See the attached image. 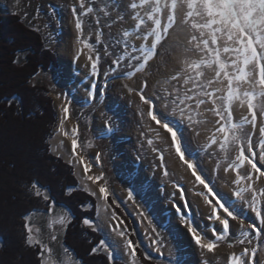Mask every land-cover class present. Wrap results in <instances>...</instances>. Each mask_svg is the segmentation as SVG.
<instances>
[{
  "label": "rangeland",
  "instance_id": "obj_1",
  "mask_svg": "<svg viewBox=\"0 0 264 264\" xmlns=\"http://www.w3.org/2000/svg\"><path fill=\"white\" fill-rule=\"evenodd\" d=\"M133 2L139 3L129 0L127 4L128 11L134 16L135 10L130 8ZM73 7L76 8V13H73ZM87 7H92L93 12L86 14ZM122 8L121 0H85V8L72 0H0V11L19 14L27 26L41 33L46 47L56 54L57 68L42 70L32 80L33 83L45 84L50 88L57 111L58 120L50 139L51 152L74 166L80 189L96 193L94 196L98 205L94 225L96 231L104 236L103 240L109 245V251L117 249L114 259L119 258L117 260L126 264H130L129 260L139 262L137 257L127 255L128 251L124 250V243L127 241L125 222L113 211L108 201L99 198V192L86 179L84 167L82 169L77 166L79 158L83 166H89L88 172L102 177L98 181L99 187L105 184L111 186L116 205L133 223L142 244L155 254L166 255L172 264H215L217 257L222 258L220 264H231L232 254L240 256L245 248L250 249L257 244L260 248L255 258L256 264H264V257L261 256L264 234L261 237H250L252 243L246 242L244 245L237 239L241 236V230H248L250 224L264 228V225L256 221L257 217L249 206L251 196L255 193L257 207L264 214V196L260 195V191L264 190V177H259V173H254L250 164L244 163L238 169L240 175L251 174L254 179L242 181L240 185L234 182L237 170L229 169L228 165L235 162L238 149L230 140L227 154L221 151L220 144L224 143L226 135L229 138L230 132L222 134L217 131L223 124L218 123L219 117L207 111L210 105H202L199 114L193 111V121H189L187 117L181 119L172 113L169 102L172 97L169 94L176 82L171 77L183 71L185 60L200 58L196 50H189V26L186 25L184 31L170 30L169 36L158 46L156 56L145 70L129 76L128 73L135 71L129 64H137L132 57L140 55L139 36L135 28L137 21L126 15ZM184 11H187L186 5ZM77 13L83 23L82 33L63 22L64 16L75 19ZM140 15L143 17L144 12L141 11ZM197 21L199 22V18ZM129 26L135 29L134 32H131ZM75 30L78 34H75ZM125 31L131 35L125 37ZM78 36L93 45L89 49L91 56L94 61L97 56L100 57L97 69L104 76L89 99L68 79L59 57L62 42L73 39L78 42ZM118 59L119 67L116 64ZM213 77L212 70H205V79ZM145 82L146 87L143 86ZM141 93L151 102L144 103ZM111 97L114 99L108 103ZM255 103H259V99ZM236 104L239 102L234 101L231 106L233 122L243 125L238 134L245 139V134L254 133L251 135V143L256 155H252L247 149L245 154L264 170V159H261L264 151L259 147L260 140L264 139L259 131L262 126L259 109L257 123L251 128L235 120L233 107ZM61 106L68 108L66 115L72 125L71 136L77 141L75 154L64 139L65 131L60 130V122L63 121ZM150 111L159 114L158 119L162 123L167 122L178 129L181 150H186L185 158L191 162L195 160L197 175L208 183L212 192L204 188L192 175V170L180 160L175 144L171 141V133L162 124L151 119L148 114ZM74 129L77 131L74 132ZM101 138L106 140L96 141ZM213 138L217 139L216 144L211 143ZM188 172L192 179L188 178ZM249 187L254 192H243V200L236 197L237 190ZM217 197H222L227 202L238 219L229 218L230 233L213 253H209L196 244L188 228L196 227L204 236L203 242L214 239L208 232L212 229L209 217L213 207L208 200L215 204ZM104 204H107L106 213L101 210V205ZM51 206L50 211H35L28 215V224L34 229V236L52 249L53 264H81L64 247L63 237L71 214L65 207L55 204ZM62 217H66L68 221L64 225L59 223ZM121 231L124 236L117 235ZM53 236L56 238L52 239ZM242 258L245 264H253L247 257Z\"/></svg>",
  "mask_w": 264,
  "mask_h": 264
},
{
  "label": "snow or ice",
  "instance_id": "obj_2",
  "mask_svg": "<svg viewBox=\"0 0 264 264\" xmlns=\"http://www.w3.org/2000/svg\"><path fill=\"white\" fill-rule=\"evenodd\" d=\"M80 7L85 8V0H79ZM122 10L126 15L132 16V19L137 21L135 28L138 30L139 40L148 41L143 47L138 46L139 56H134L132 59L137 61L136 65L129 64V67H134L135 71L128 73L129 76H134L145 70L149 62L154 59L157 54L159 45L169 36L170 30L179 29L184 31L185 26H189L190 38L187 44L191 46L189 50H196L200 54V58L196 60H185V68L182 72H178L171 79L176 82L173 86V91L169 95L172 97L169 101L172 105V113L178 115L181 119L187 117L189 121H193L191 113L193 111L199 114L202 105H210L207 111L214 113L219 117L218 123L223 126L217 128L221 133L230 132L231 143L235 145L238 152L235 156V162L229 163V169H236L237 176L235 183L240 185L242 181H252L253 175H240L239 168L248 163L254 173H259V177H264V170L257 166L245 150L252 152L251 135L254 133L245 134L246 138L241 139L238 134L243 128L242 124L233 122L231 106L234 101H238L241 107L246 106L250 112V117H244V120L255 126L258 120L257 109L260 113L259 128L260 134L264 137V0H139V3H131L130 8L135 10L133 16L128 11L127 0H121ZM186 5L187 11H184ZM92 7L86 8V14L93 12ZM73 13H76V8L73 7ZM144 12V16L140 12ZM179 14V23H177V15ZM199 18V22L197 21ZM123 19V17H120ZM75 27L81 33L83 31V23L80 15L77 13L75 17ZM198 33V35L196 34ZM125 37L131 33L125 31ZM78 43L83 44L85 48L92 49L93 45L88 43L86 39L78 36ZM82 51V50H81ZM91 60L92 57H89ZM100 57L97 56L91 67L93 74H96L97 63ZM119 67V59L116 61ZM205 70L214 72L213 78L205 79ZM226 82V83H225ZM147 86V82L143 85ZM243 89V90H242ZM226 93V94H225ZM259 99V103H255ZM141 100L144 103H150V99L146 98L141 93ZM217 105H219L217 107ZM65 114L68 113V108L61 106ZM153 121L157 124H162V127L171 133V141L175 144V150L179 154V158L192 170V175L195 179L207 188L209 192L213 189L208 183L196 173V165L185 158V151L181 150V140L178 139V129H174L169 123L158 119L159 114L148 113ZM60 130L63 132V121L60 122ZM77 130L74 129V132ZM66 134V133H65ZM73 152L76 151L77 141L73 140ZM212 144L217 143V139L213 138ZM229 139L225 136L224 143L220 144L221 151L227 154ZM259 147L264 151V139L259 142ZM163 158V157H161ZM264 159V155L261 156ZM89 166L85 164L84 171H89ZM87 180L93 182L99 181L102 177L86 176ZM30 190L37 197L43 196L45 200L49 197L44 194L40 187L33 183L30 185ZM245 191L254 192L249 188H240L235 192L236 197L244 199L242 193ZM101 199L107 201L109 197L108 189L105 186L99 187ZM96 195V193H91ZM215 195V193H213ZM260 195L264 196V190L260 191ZM131 199V193L129 194ZM212 207L210 219L218 222L220 229L212 228L214 239L210 242H203L204 236L198 232L196 227H189L188 231L195 239L196 244L209 253H213L219 242L226 239L230 233L231 220H237L238 215L235 214L227 206V202L223 201L222 197H217L215 204L212 200H208ZM251 210L259 219V223L264 225V214L257 207L256 194L251 196L249 201ZM218 209L223 210L225 216H221ZM24 219L29 220L28 216ZM67 218L62 217L59 221L61 225L66 224ZM241 225L243 220L241 219ZM85 225L93 227L96 230L94 222L85 218ZM26 242L30 246H39L41 249L40 264H53L52 249L43 245L42 242L34 236V229L30 224L25 225ZM115 231V229H113ZM264 234V228L257 227L255 224H250L248 230H241V238H237L239 243H252L250 237H261ZM117 235L124 236V233L117 232ZM56 237L53 236L52 239ZM100 245L108 253V258L114 260L113 252L109 251V245L106 241L101 240ZM231 247L232 245L229 244ZM126 247L130 255L135 258L136 250L133 242L129 239L126 241ZM260 245L257 244L252 248H245L244 252L237 256L232 254L230 258L231 264H245L242 257H247L256 264L255 258ZM96 252L97 249H92Z\"/></svg>",
  "mask_w": 264,
  "mask_h": 264
},
{
  "label": "trees",
  "instance_id": "obj_3",
  "mask_svg": "<svg viewBox=\"0 0 264 264\" xmlns=\"http://www.w3.org/2000/svg\"><path fill=\"white\" fill-rule=\"evenodd\" d=\"M57 66L55 52L46 47L39 31L27 26L19 14L0 11V264H40V247L26 242L24 217L50 211L53 204L71 214L63 242L77 261L126 264L110 260L99 243L102 233L83 223L85 218H96L98 201L78 187L74 166L51 152L57 111L50 88L32 80L42 70ZM33 183L48 200L34 195ZM105 186L110 194L107 201L125 222L127 240L133 242L140 264H168L146 251L133 223L116 205L111 186Z\"/></svg>",
  "mask_w": 264,
  "mask_h": 264
},
{
  "label": "bare ground",
  "instance_id": "obj_4",
  "mask_svg": "<svg viewBox=\"0 0 264 264\" xmlns=\"http://www.w3.org/2000/svg\"><path fill=\"white\" fill-rule=\"evenodd\" d=\"M72 1L79 3V0H72ZM101 1L107 2L108 0H101ZM128 1L129 0H127V2ZM133 1L139 2V0H133ZM63 22H64V24H70L73 27H75V19L73 17L64 16ZM129 27L131 28L132 26H129ZM134 30H135L134 28H131V32H134ZM75 34H78L77 30H75ZM171 36H173V35H171ZM135 41H137V40H135ZM144 44L145 43H143L142 41L139 40V42H138L139 47H143ZM59 57H60L62 65L65 68L66 75H67L68 79L74 84V86L79 90V92L81 94H83L88 99L91 98L95 87L104 78V76L102 73H100V71L98 69L96 70V74H93V70H92L91 65L94 62V60H93V58L91 60L89 59V57H92L90 50L88 48H85L84 45H81L80 43H78L75 39L64 40L62 42V45H61V48L59 51ZM113 99L114 98L111 97L108 100V103L113 101ZM218 106L219 105H217V107ZM233 110L236 113L235 120L237 122L247 124L251 128L254 127L253 125H251L250 123H248L247 121L244 120V117H250V112L246 106L241 107L240 104H236L233 107ZM62 115H63V121H64V131L66 133V137L64 139H65L66 143L68 144L69 148L73 152V143H72L73 138L71 136L72 125H71V122L69 121V119H67V115L63 112H62ZM67 134H69V136H67ZM76 162H77V166L78 167L81 166L83 169L84 166H83V162L81 161V158H79V160ZM262 165L264 166L263 163H262ZM86 176L96 177L95 174H92L90 172H87ZM188 178L189 179L191 178L189 175V172H188ZM88 181L91 183V186L99 192L98 181H96V182H93L91 180H88ZM106 206H107V204L101 205V210H103V212H105V213L107 212ZM218 211L220 212L221 216L223 217V215H224V213H222L223 210L218 209ZM256 221L259 223L258 218H256ZM210 222H211L210 226H212V228H216L217 230L220 229V225L218 224V222H215L212 219ZM208 232L210 235L213 236V234H211L212 233L211 229ZM127 255L131 256L129 251L127 252ZM261 256L264 257V248H263ZM221 259H222L221 257H217L214 261L215 264H220L219 262L221 261Z\"/></svg>",
  "mask_w": 264,
  "mask_h": 264
},
{
  "label": "crops",
  "instance_id": "obj_5",
  "mask_svg": "<svg viewBox=\"0 0 264 264\" xmlns=\"http://www.w3.org/2000/svg\"><path fill=\"white\" fill-rule=\"evenodd\" d=\"M125 242V241H124ZM142 243V242H141ZM143 245V244H142ZM124 246H125V251H129L128 250V248L126 247V242L124 243ZM143 247L146 249V251L147 252H149L151 255H153V256H155L156 258H158V259H163L165 262H167L168 264H172L168 259H167V257H166V255L164 256V255H158L157 253L155 254V253H153L152 251H150L149 249H147L144 245H143ZM116 248H112V252H113V256L114 255H116ZM104 253H106L107 255H108V253L105 251V249L103 248V250H102ZM125 251L123 252V255H124V253H125ZM117 259H119V258H117ZM128 260V259H127ZM129 262H130V264H140L139 262L137 263L136 262V260H133L132 262L129 260ZM61 264H68L67 262H63V263H61Z\"/></svg>",
  "mask_w": 264,
  "mask_h": 264
},
{
  "label": "water",
  "instance_id": "obj_6",
  "mask_svg": "<svg viewBox=\"0 0 264 264\" xmlns=\"http://www.w3.org/2000/svg\"><path fill=\"white\" fill-rule=\"evenodd\" d=\"M87 219H89V220L93 221V222H94V224H95V220H93V219H90V218H87ZM87 226H88V225H87Z\"/></svg>",
  "mask_w": 264,
  "mask_h": 264
}]
</instances>
